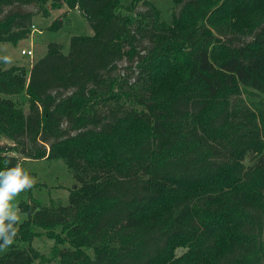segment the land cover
Instances as JSON below:
<instances>
[{
  "label": "trees",
  "instance_id": "1",
  "mask_svg": "<svg viewBox=\"0 0 264 264\" xmlns=\"http://www.w3.org/2000/svg\"><path fill=\"white\" fill-rule=\"evenodd\" d=\"M171 1L164 20L150 0H0V42L62 6L92 29L28 70L0 59V170L61 159L75 181L18 203L0 264H264V0Z\"/></svg>",
  "mask_w": 264,
  "mask_h": 264
},
{
  "label": "rangeland",
  "instance_id": "2",
  "mask_svg": "<svg viewBox=\"0 0 264 264\" xmlns=\"http://www.w3.org/2000/svg\"><path fill=\"white\" fill-rule=\"evenodd\" d=\"M122 1V0H121ZM129 3L131 0H125ZM160 12L164 20L171 18L172 1L171 0H150ZM139 8L143 5L140 3ZM60 19V28L55 27V22ZM31 24L35 28L25 39L18 41L16 44L10 42H0V53L3 56L11 58L9 65L22 66L28 70L30 65L45 52L46 45L49 41H56L63 45L66 52L69 46V39L72 34H92V29L86 20V17L76 10L69 11L66 6L52 9L49 15H34ZM31 25V26H32ZM30 28L32 29V27ZM56 29V30H52ZM42 31V32H40ZM30 49L32 54L22 53L23 50ZM23 110L28 108V100L25 93L13 96ZM0 144L9 147L12 141L4 136H0ZM20 166L28 172L34 179V185L31 189L21 192L13 201L16 206L20 201H26L31 195L41 203L48 202L49 198L60 199L66 202L70 188L75 184L68 168L63 160L48 161L45 159L32 161L21 160ZM20 219L23 220L26 214L19 212ZM40 231V229H39ZM32 245L41 252H47L53 245V240L48 238L44 232L34 238ZM183 251L182 248L176 250L177 254Z\"/></svg>",
  "mask_w": 264,
  "mask_h": 264
},
{
  "label": "clouds",
  "instance_id": "3",
  "mask_svg": "<svg viewBox=\"0 0 264 264\" xmlns=\"http://www.w3.org/2000/svg\"><path fill=\"white\" fill-rule=\"evenodd\" d=\"M10 63V57H0ZM34 179L20 165L0 170V251H6L13 243L21 223L14 199L34 185Z\"/></svg>",
  "mask_w": 264,
  "mask_h": 264
},
{
  "label": "built area",
  "instance_id": "4",
  "mask_svg": "<svg viewBox=\"0 0 264 264\" xmlns=\"http://www.w3.org/2000/svg\"><path fill=\"white\" fill-rule=\"evenodd\" d=\"M31 27H32L31 31L35 29V28L33 27V25H32ZM23 52H24V53H27V54H29V55L32 54V51H31L30 49H28V50H23L22 53H23Z\"/></svg>",
  "mask_w": 264,
  "mask_h": 264
},
{
  "label": "crops",
  "instance_id": "5",
  "mask_svg": "<svg viewBox=\"0 0 264 264\" xmlns=\"http://www.w3.org/2000/svg\"><path fill=\"white\" fill-rule=\"evenodd\" d=\"M69 11L71 12V11H73V10H69ZM76 11H77V10H76ZM40 32H42V31H40Z\"/></svg>",
  "mask_w": 264,
  "mask_h": 264
}]
</instances>
